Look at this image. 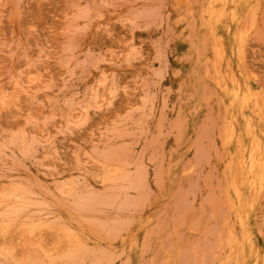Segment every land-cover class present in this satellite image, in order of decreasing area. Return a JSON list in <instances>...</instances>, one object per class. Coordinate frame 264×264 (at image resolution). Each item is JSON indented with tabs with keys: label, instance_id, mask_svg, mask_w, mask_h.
Segmentation results:
<instances>
[{
	"label": "rangeland",
	"instance_id": "1",
	"mask_svg": "<svg viewBox=\"0 0 264 264\" xmlns=\"http://www.w3.org/2000/svg\"><path fill=\"white\" fill-rule=\"evenodd\" d=\"M0 264H264V0H0Z\"/></svg>",
	"mask_w": 264,
	"mask_h": 264
},
{
	"label": "bare ground",
	"instance_id": "2",
	"mask_svg": "<svg viewBox=\"0 0 264 264\" xmlns=\"http://www.w3.org/2000/svg\"><path fill=\"white\" fill-rule=\"evenodd\" d=\"M258 165H260V164H256L254 161L253 162H250V163H247V164H245V166H242V168H246V169H248V171H250V172H252V171H254L256 168H258ZM262 165V164H261ZM240 184H242V185H239V186H244V184L243 183H240ZM234 188H235V192H236V199H237V202H238V204H242L243 203V201H244V193H243V191H241V188L239 189L238 188V184L236 183V184H234ZM67 241L68 242H73L74 243V245H75V247L76 248H79L80 247V245H81V238H80V236L79 235H73V234H71V235H67ZM125 241V239H124V237L123 238H121V242L123 243ZM82 246V245H81ZM78 251V250H77ZM76 251V252H77ZM69 257V256H68Z\"/></svg>",
	"mask_w": 264,
	"mask_h": 264
}]
</instances>
